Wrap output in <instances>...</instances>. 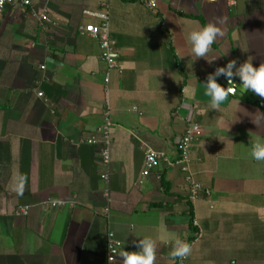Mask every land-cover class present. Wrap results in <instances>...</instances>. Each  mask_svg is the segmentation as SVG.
<instances>
[{
    "label": "crops",
    "instance_id": "crops-1",
    "mask_svg": "<svg viewBox=\"0 0 264 264\" xmlns=\"http://www.w3.org/2000/svg\"><path fill=\"white\" fill-rule=\"evenodd\" d=\"M31 2L0 16V264H108L109 232L122 242L113 264L144 238L157 243L156 264H173L176 239L192 246L184 264H264V161L251 156L264 143V99L230 95L212 110L204 86L229 60L264 63V0H157L155 12L136 1ZM45 3L52 22L41 27L30 10ZM85 10L108 14L119 54L108 83L99 43L78 30L99 22ZM217 21L224 35L194 60L188 33ZM106 106L108 167L100 144H77L97 135ZM190 126L189 172L162 162L159 181L141 178L142 147L173 161ZM189 173L208 192L194 201ZM18 206L29 214L16 217Z\"/></svg>",
    "mask_w": 264,
    "mask_h": 264
},
{
    "label": "built area",
    "instance_id": "built-area-1",
    "mask_svg": "<svg viewBox=\"0 0 264 264\" xmlns=\"http://www.w3.org/2000/svg\"><path fill=\"white\" fill-rule=\"evenodd\" d=\"M47 1L50 0H46V2ZM122 1L139 2L151 12H155V10L157 9V0H122ZM15 6L31 7L32 2L31 0H3V4L0 5V16L7 8L15 7ZM102 7L104 9H107L106 4H103ZM30 12L31 15L37 19L41 27L48 25L52 22L48 14L46 3L43 6V8L38 12L34 11L32 8ZM84 14L93 17L99 21L97 24H86L84 26H79L78 30L88 35L90 38L96 40L99 43L101 59L105 64L104 82L108 83L109 73L111 71L119 69V64H118L119 54L114 48V43L110 38L108 14L106 11H102V10H98V11L85 10ZM39 68L41 71L45 70L44 65L40 66ZM37 96L43 97V93L37 92ZM112 126L113 124L110 118V109L108 108V106H106L105 113L103 114V125L101 128L98 129L97 135L84 137L77 142L79 146H83V145L93 146L96 144H100L101 145L100 157H101L102 165L104 167H108L110 164ZM198 132H199L198 126L188 127V129L185 131V133L182 135V137L178 142V154L175 160L173 161L168 160L163 152L155 151L147 146L142 147L143 165L140 173L141 178L145 179L153 175L154 179L159 181L161 175L159 173H154V170L158 168V166L162 162H164L168 167L179 165L182 171L188 173L190 150L192 143ZM101 178L105 182L108 181V176L106 173L102 174ZM186 181L188 183L189 198L190 200L194 201L198 198L199 193L201 191H204L203 187L192 178L190 173L186 177ZM204 192L208 194L206 190ZM106 196H107V191H106ZM59 205H64V203L58 202L55 205H53V203L51 204V206L53 207ZM28 214H29L28 206H18L14 211V215L16 217H24L27 216ZM192 225L194 227L198 226L196 221H193ZM196 236L200 237L201 231L198 232ZM121 247H122V242L115 237L114 233L109 232L107 234V243H106V251H107L106 261L108 264H113L115 262L116 256L118 255ZM184 262L185 259H183L182 261L180 259H177L174 264H184Z\"/></svg>",
    "mask_w": 264,
    "mask_h": 264
},
{
    "label": "clouds",
    "instance_id": "clouds-1",
    "mask_svg": "<svg viewBox=\"0 0 264 264\" xmlns=\"http://www.w3.org/2000/svg\"><path fill=\"white\" fill-rule=\"evenodd\" d=\"M212 2V0H209ZM3 0H0V5ZM216 23L209 22L207 25L192 30L187 35V40L191 45V52L196 58L207 57L211 51V46L216 42L218 37L224 35L221 27ZM226 54V53H225ZM215 59V58H214ZM212 59V60H214ZM207 60V59H206ZM212 60H208L209 63ZM235 69V70H234ZM224 76L227 78V87L221 86L217 83V77ZM238 77L240 80V87L234 83L233 78ZM206 95L210 97L209 107L212 110H219L220 105L224 103L228 97L243 95L245 92H251L264 99V63L258 67H254L251 61L246 60L237 67L236 60H229L224 67H217L213 73L208 74L206 83H204ZM255 123V122H254ZM251 156L256 161H264V143L257 141L252 145ZM25 177H19L17 185V193L22 194L24 188ZM53 205L58 201H52ZM139 251H122L120 258L122 264H156L157 243L152 238L140 239L136 245ZM192 253V246L184 240L176 239L173 242L172 251L170 252V259L174 262L177 259L181 261L188 258Z\"/></svg>",
    "mask_w": 264,
    "mask_h": 264
},
{
    "label": "trees",
    "instance_id": "trees-1",
    "mask_svg": "<svg viewBox=\"0 0 264 264\" xmlns=\"http://www.w3.org/2000/svg\"><path fill=\"white\" fill-rule=\"evenodd\" d=\"M242 101L248 104H251L253 106H256V107L261 106V102L258 99V97L254 93H251V92H245L244 95L242 96Z\"/></svg>",
    "mask_w": 264,
    "mask_h": 264
},
{
    "label": "water",
    "instance_id": "water-1",
    "mask_svg": "<svg viewBox=\"0 0 264 264\" xmlns=\"http://www.w3.org/2000/svg\"><path fill=\"white\" fill-rule=\"evenodd\" d=\"M234 83L237 85L238 88L240 87V83H239L238 81H234ZM222 84H223L225 87H227V78H224V80L222 81ZM234 97L240 99V98L242 97V95L239 94V92H238V93L236 94V96H234Z\"/></svg>",
    "mask_w": 264,
    "mask_h": 264
}]
</instances>
